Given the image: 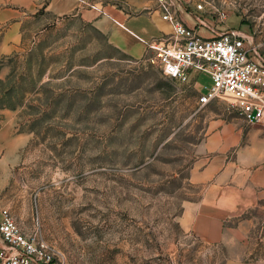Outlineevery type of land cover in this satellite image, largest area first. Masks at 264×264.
Here are the masks:
<instances>
[{"label": "rangeland", "instance_id": "rangeland-1", "mask_svg": "<svg viewBox=\"0 0 264 264\" xmlns=\"http://www.w3.org/2000/svg\"><path fill=\"white\" fill-rule=\"evenodd\" d=\"M208 2L217 23L219 13L245 14L264 34V0ZM241 24L240 15L228 21ZM27 28L0 53V140L19 145L0 177V206L25 232L37 227L57 264L264 259V200L226 221L225 241L180 226L185 205L204 188L192 180L193 167L219 160L210 132L233 125L246 135L262 126L226 100L200 106L208 75L172 80L146 60L155 52L132 58L91 22L67 16L37 31L36 18ZM234 147L224 160H235Z\"/></svg>", "mask_w": 264, "mask_h": 264}, {"label": "crops", "instance_id": "crops-1", "mask_svg": "<svg viewBox=\"0 0 264 264\" xmlns=\"http://www.w3.org/2000/svg\"><path fill=\"white\" fill-rule=\"evenodd\" d=\"M184 1L179 16L190 26L196 25L194 14H199L213 29L224 32L233 28L228 25V21L234 15H240L242 24L233 29L251 34L257 42L262 41L264 34L259 22L251 23L245 14L229 12L224 20L217 23L209 10L196 9L198 3L204 2L206 5L208 0ZM87 3L96 5L102 12ZM67 16L91 22L107 36L113 47L135 59L145 55L148 42L171 32V26L162 19L155 0H0V53L12 51L21 42L29 29L27 22L37 18L39 31L45 21L51 24ZM197 27L203 36L215 35L213 30ZM260 44L264 51V42ZM262 130V127L253 128L245 135L240 128L223 125L210 132L209 151L216 153L219 160H204L192 169V180L203 184L204 188L197 200L185 205L180 218V226L185 232L196 233L209 242L225 241L226 221L237 212L254 207L264 200ZM18 146L0 140V177L13 161ZM234 146L237 147L235 160H224L222 155ZM241 230L238 227L235 231ZM226 264H264V259L255 262L229 259Z\"/></svg>", "mask_w": 264, "mask_h": 264}, {"label": "built area", "instance_id": "built-area-1", "mask_svg": "<svg viewBox=\"0 0 264 264\" xmlns=\"http://www.w3.org/2000/svg\"><path fill=\"white\" fill-rule=\"evenodd\" d=\"M155 1L171 32L148 42V50L155 55L146 60L155 62L164 76L181 83L193 78L198 83L200 75H208L212 84L200 85V106L229 101L249 124L264 128V51L254 36L233 28L218 32L199 14H194L196 25L190 26L179 16L184 0ZM87 4L102 12L96 5ZM213 8L212 2L196 5L198 11L211 13ZM219 14L222 20L227 17ZM197 26L213 30L215 35L203 36ZM0 238L2 264H57L37 227L32 233L25 232L6 206H0Z\"/></svg>", "mask_w": 264, "mask_h": 264}]
</instances>
